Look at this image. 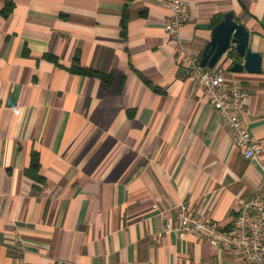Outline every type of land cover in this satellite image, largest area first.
Here are the masks:
<instances>
[{"label": "crops", "instance_id": "crops-1", "mask_svg": "<svg viewBox=\"0 0 264 264\" xmlns=\"http://www.w3.org/2000/svg\"><path fill=\"white\" fill-rule=\"evenodd\" d=\"M6 1L0 264H246L165 231L181 205L233 230L240 203L264 192L261 162L243 157L177 61L163 0H9L4 17ZM186 10L179 36L200 59L226 14L248 30L261 72H230L242 62L233 50L217 66L251 95L244 115L264 160V0H187Z\"/></svg>", "mask_w": 264, "mask_h": 264}, {"label": "built area", "instance_id": "built-area-1", "mask_svg": "<svg viewBox=\"0 0 264 264\" xmlns=\"http://www.w3.org/2000/svg\"><path fill=\"white\" fill-rule=\"evenodd\" d=\"M169 11L165 24L166 33L177 42L176 59L184 66L188 81L194 83L206 95L209 105L222 118L223 126L231 133L235 146L247 160L261 162L263 171V148L250 134L249 122L244 112L251 95L242 84L226 78L224 69L202 67L201 59L187 51L179 33L189 19L187 0H163ZM234 229H220L206 215L192 212L187 205H181L177 219L179 224L168 225L165 231H174L179 237L193 235L219 250H232L240 254L246 264H264V193L248 201H242L237 208ZM20 239L16 238V242ZM17 264H30L19 258Z\"/></svg>", "mask_w": 264, "mask_h": 264}, {"label": "water", "instance_id": "water-1", "mask_svg": "<svg viewBox=\"0 0 264 264\" xmlns=\"http://www.w3.org/2000/svg\"><path fill=\"white\" fill-rule=\"evenodd\" d=\"M249 36L246 27L235 20L233 13L226 14L212 30V38L201 55V66L214 68L233 50V54L242 62H232L230 72L241 73L246 70L249 73H260L262 58L249 48Z\"/></svg>", "mask_w": 264, "mask_h": 264}, {"label": "trees", "instance_id": "trees-1", "mask_svg": "<svg viewBox=\"0 0 264 264\" xmlns=\"http://www.w3.org/2000/svg\"><path fill=\"white\" fill-rule=\"evenodd\" d=\"M11 10H12V3L9 0H7L5 2V6H4L3 10H2L3 16L4 17H7L9 15V13L11 12ZM84 73H86L88 75L90 74V75H94L96 77H100L101 79L104 80V82H105L106 85H109L111 83V78L112 77H111L110 74L109 75H104V74H100L98 72L86 71V70H84ZM39 164H40V162H39V155L36 154V153H34L32 155V161H31V167H32V169H35V170L38 169L39 168Z\"/></svg>", "mask_w": 264, "mask_h": 264}, {"label": "rangeland", "instance_id": "rangeland-1", "mask_svg": "<svg viewBox=\"0 0 264 264\" xmlns=\"http://www.w3.org/2000/svg\"><path fill=\"white\" fill-rule=\"evenodd\" d=\"M226 74H228V71H226Z\"/></svg>", "mask_w": 264, "mask_h": 264}]
</instances>
